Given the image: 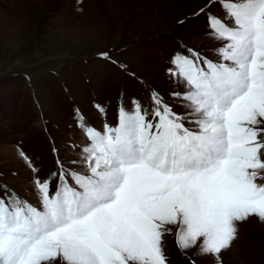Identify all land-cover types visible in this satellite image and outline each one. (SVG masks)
<instances>
[{"label":"snow or ice","instance_id":"obj_1","mask_svg":"<svg viewBox=\"0 0 264 264\" xmlns=\"http://www.w3.org/2000/svg\"><path fill=\"white\" fill-rule=\"evenodd\" d=\"M200 12L220 45L170 58L169 98L142 82L147 107L119 104L115 125L76 115L80 142L66 156L54 147L45 176L19 152L36 204L0 183V264H169L173 233L190 264H223L238 224L264 222V0Z\"/></svg>","mask_w":264,"mask_h":264},{"label":"rangeland","instance_id":"obj_2","mask_svg":"<svg viewBox=\"0 0 264 264\" xmlns=\"http://www.w3.org/2000/svg\"><path fill=\"white\" fill-rule=\"evenodd\" d=\"M208 3L0 0V183L35 205L32 172L20 151L45 176L56 169L54 147L66 156L80 142L76 115L100 128L105 119L115 125L121 103L135 98L147 107V85L169 98L170 58L184 46L213 58L220 45L207 35L200 12ZM212 12L221 14L218 7ZM238 229L223 264H264V222L252 217ZM164 250L169 264H190L191 253L180 250L174 233L164 238ZM195 258L215 264L211 256Z\"/></svg>","mask_w":264,"mask_h":264}]
</instances>
